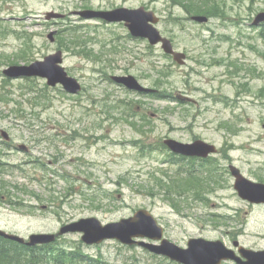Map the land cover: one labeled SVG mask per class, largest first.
I'll use <instances>...</instances> for the list:
<instances>
[{"label": "rangeland", "instance_id": "1", "mask_svg": "<svg viewBox=\"0 0 264 264\" xmlns=\"http://www.w3.org/2000/svg\"><path fill=\"white\" fill-rule=\"evenodd\" d=\"M204 2L214 12L207 22L173 0H0V129L29 148L0 160V228L28 239L146 209L182 247L202 237L264 249V207L241 199L230 173L235 165L264 182V24H253L264 0ZM122 6L155 11L186 63L123 23L74 13ZM51 11L66 16L47 20ZM58 49L83 85L78 95L3 73ZM113 75H133L148 90H129ZM169 138L202 139L219 152L184 159L165 145ZM62 245L103 264H181L114 239L88 245L81 233L61 235L55 247Z\"/></svg>", "mask_w": 264, "mask_h": 264}, {"label": "water", "instance_id": "2", "mask_svg": "<svg viewBox=\"0 0 264 264\" xmlns=\"http://www.w3.org/2000/svg\"><path fill=\"white\" fill-rule=\"evenodd\" d=\"M76 14L84 19H104L108 22H125L132 36L148 39L151 45H161L165 53L173 56L179 64L186 62V54L174 48L173 41L162 35L157 27L159 16L153 10L145 7L127 8L119 7L111 10L85 9ZM65 14L51 11L46 18H63ZM192 19L197 22H207L206 15H194ZM264 21V12L257 15L254 23ZM56 31L49 34L54 41ZM63 63V51L46 56L43 60H36L30 64L11 65L4 70L10 78L38 76L47 79L51 86L62 84L69 93H79L82 90L80 81L69 75ZM113 79L127 88L145 92L144 87L133 75L113 76ZM186 97H184L185 99ZM4 136L8 138L7 133ZM165 144L177 154L184 156H198L207 158L217 152L214 144L198 139L185 143L176 139H166ZM230 170L235 177V189L243 199L253 202H264V184L252 181L245 177L240 169L231 165ZM82 233V240L89 245L99 244L105 240L114 239L126 245H139L158 255L169 257L181 264H222L223 261L233 260L237 264H264V249L253 250L240 245L238 241L235 249L229 248L221 240H207L205 238H190L187 247H182L164 236V228L154 215L146 209L138 210L133 216L123 218L116 222L103 224L96 217L82 218L64 225L58 233H32L27 241L24 237L9 233L0 228V235L8 239L25 243L28 246L54 242L59 235L67 233Z\"/></svg>", "mask_w": 264, "mask_h": 264}, {"label": "trees", "instance_id": "3", "mask_svg": "<svg viewBox=\"0 0 264 264\" xmlns=\"http://www.w3.org/2000/svg\"><path fill=\"white\" fill-rule=\"evenodd\" d=\"M184 7L187 12L194 14L212 15L211 7L203 5V0H173ZM211 0H207L209 3ZM82 40V39H76ZM84 45V44H83ZM82 45V46H83ZM88 50L86 47L81 48ZM47 244L43 246L27 247L18 243H12L0 237V264H103L100 260L85 255L80 246L68 249L67 246Z\"/></svg>", "mask_w": 264, "mask_h": 264}, {"label": "flooded vegetation", "instance_id": "4", "mask_svg": "<svg viewBox=\"0 0 264 264\" xmlns=\"http://www.w3.org/2000/svg\"><path fill=\"white\" fill-rule=\"evenodd\" d=\"M264 23H261L259 26L263 25ZM188 56V55H187ZM4 133L5 130L0 129V160L1 159H5L6 157H9V155L12 153V149H17V150H24V151H29V148L27 147L26 149H23L21 145L23 144H14L12 142V139H10V137H8L7 139L4 138ZM8 134V133H7ZM9 136V135H8ZM10 149V150H9ZM219 152V149H218ZM231 166V165H230ZM241 171V170H240ZM231 175L233 176L231 170H230ZM241 173L243 174V172L241 171ZM244 175V174H243ZM245 176V175H244ZM234 177V176H233ZM247 177V176H245ZM235 179V177H234ZM250 179V178H248ZM252 181L255 182H259V183H263V181H258V180H253ZM235 185V182H234ZM235 188V187H234ZM246 203H248V205H250L251 207L257 206V207H264V202H253L249 199H243ZM235 242V241H234ZM237 248V247H236Z\"/></svg>", "mask_w": 264, "mask_h": 264}]
</instances>
